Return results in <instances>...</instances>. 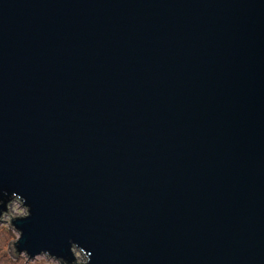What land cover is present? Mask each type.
Masks as SVG:
<instances>
[{"label": "water", "instance_id": "95a60500", "mask_svg": "<svg viewBox=\"0 0 264 264\" xmlns=\"http://www.w3.org/2000/svg\"><path fill=\"white\" fill-rule=\"evenodd\" d=\"M0 187L32 252L264 264V0H0Z\"/></svg>", "mask_w": 264, "mask_h": 264}, {"label": "clouds", "instance_id": "9594fccd", "mask_svg": "<svg viewBox=\"0 0 264 264\" xmlns=\"http://www.w3.org/2000/svg\"><path fill=\"white\" fill-rule=\"evenodd\" d=\"M31 216L32 206L27 197L0 187V264H62L65 258L73 264H92L91 254L86 253L85 246L75 238L68 240L71 257L57 255L49 248L32 252L26 246L21 247L24 232L14 221Z\"/></svg>", "mask_w": 264, "mask_h": 264}]
</instances>
